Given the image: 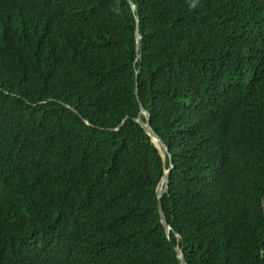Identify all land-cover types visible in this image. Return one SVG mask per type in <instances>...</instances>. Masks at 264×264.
I'll use <instances>...</instances> for the list:
<instances>
[{
    "label": "trees",
    "instance_id": "obj_1",
    "mask_svg": "<svg viewBox=\"0 0 264 264\" xmlns=\"http://www.w3.org/2000/svg\"><path fill=\"white\" fill-rule=\"evenodd\" d=\"M129 2L0 0V264H264V0Z\"/></svg>",
    "mask_w": 264,
    "mask_h": 264
},
{
    "label": "water",
    "instance_id": "obj_2",
    "mask_svg": "<svg viewBox=\"0 0 264 264\" xmlns=\"http://www.w3.org/2000/svg\"><path fill=\"white\" fill-rule=\"evenodd\" d=\"M127 1H128V3L130 4V6L133 8V6H132V4L129 2V0H127ZM139 39H140V36H139L138 31L136 30V40L139 41ZM137 92H138V91H137V86H135V96H136V97H137ZM140 112H141L142 115H144V116L147 117V113L144 112V110H143L142 107H140ZM139 124H140V126L144 129V131L146 132V134L149 136V138L151 139V141H152L153 143H154L155 141H157V143L159 144L160 148L163 149V151H164L165 153L168 154V152H167L165 146L161 144V142L158 140V138H157V136L155 135V133L150 129V126H149V123H148V117L146 118L145 123L139 122ZM155 147H156V146H155ZM167 178H168V171L165 173V175H164V177H163L161 183H160L159 186H158V189H157V194H158V195H161V194L164 192L162 186H163V184H164L165 186L167 185ZM158 208H159V212L161 213V207H160V205L158 206ZM161 220H162V223H163V227H164V229H165V232L168 233V231H169L170 228H169L168 225L165 223V220H164V217H163L162 213H161ZM175 251H176V253L178 254V256H179V257L181 258V260H182L181 264H185V261H184V259H183V257H182V251L179 250V249H177V248L175 249Z\"/></svg>",
    "mask_w": 264,
    "mask_h": 264
},
{
    "label": "rangeland",
    "instance_id": "obj_3",
    "mask_svg": "<svg viewBox=\"0 0 264 264\" xmlns=\"http://www.w3.org/2000/svg\"><path fill=\"white\" fill-rule=\"evenodd\" d=\"M154 144V143H153ZM155 145V144H154ZM156 146V148L159 150V152H160V154L163 156V154H162V152H161V148H160V146H159V144H157V145H155Z\"/></svg>",
    "mask_w": 264,
    "mask_h": 264
},
{
    "label": "bare ground",
    "instance_id": "obj_4",
    "mask_svg": "<svg viewBox=\"0 0 264 264\" xmlns=\"http://www.w3.org/2000/svg\"><path fill=\"white\" fill-rule=\"evenodd\" d=\"M154 144L157 145L158 144L157 141H155Z\"/></svg>",
    "mask_w": 264,
    "mask_h": 264
}]
</instances>
